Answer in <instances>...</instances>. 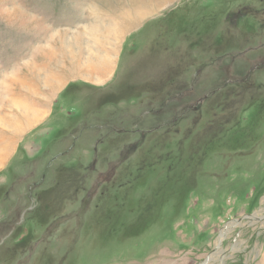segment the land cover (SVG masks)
Here are the masks:
<instances>
[{
    "label": "rangeland",
    "instance_id": "obj_1",
    "mask_svg": "<svg viewBox=\"0 0 264 264\" xmlns=\"http://www.w3.org/2000/svg\"><path fill=\"white\" fill-rule=\"evenodd\" d=\"M0 264H264V0H0Z\"/></svg>",
    "mask_w": 264,
    "mask_h": 264
},
{
    "label": "flooded vegetation",
    "instance_id": "obj_2",
    "mask_svg": "<svg viewBox=\"0 0 264 264\" xmlns=\"http://www.w3.org/2000/svg\"><path fill=\"white\" fill-rule=\"evenodd\" d=\"M143 138H144V136H143ZM136 146H137V145L134 144V145H131L130 147L133 148V147H136ZM52 227H53V226H52ZM52 227H51V228H52ZM54 227H56V225H54ZM51 231H54V229H52Z\"/></svg>",
    "mask_w": 264,
    "mask_h": 264
},
{
    "label": "crops",
    "instance_id": "obj_3",
    "mask_svg": "<svg viewBox=\"0 0 264 264\" xmlns=\"http://www.w3.org/2000/svg\"><path fill=\"white\" fill-rule=\"evenodd\" d=\"M96 70V69H95ZM95 70H93V72H98V71H95ZM98 70V69H97ZM100 70V69H99Z\"/></svg>",
    "mask_w": 264,
    "mask_h": 264
}]
</instances>
